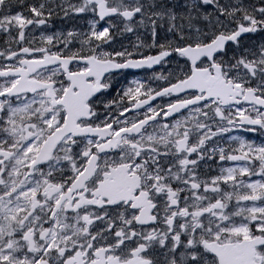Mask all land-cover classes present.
Instances as JSON below:
<instances>
[{
    "label": "snow or ice",
    "instance_id": "snow-or-ice-1",
    "mask_svg": "<svg viewBox=\"0 0 264 264\" xmlns=\"http://www.w3.org/2000/svg\"><path fill=\"white\" fill-rule=\"evenodd\" d=\"M0 264H264V0H0Z\"/></svg>",
    "mask_w": 264,
    "mask_h": 264
},
{
    "label": "flooded vegetation",
    "instance_id": "flooded-vegetation-1",
    "mask_svg": "<svg viewBox=\"0 0 264 264\" xmlns=\"http://www.w3.org/2000/svg\"><path fill=\"white\" fill-rule=\"evenodd\" d=\"M129 79H132L133 77H140L143 76V71H136V70H129ZM243 135H246L250 139L256 140L257 143H260L262 138L259 136V134H252V133H241Z\"/></svg>",
    "mask_w": 264,
    "mask_h": 264
}]
</instances>
